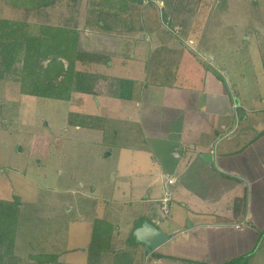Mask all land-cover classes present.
<instances>
[{
    "label": "rangeland",
    "instance_id": "rangeland-1",
    "mask_svg": "<svg viewBox=\"0 0 264 264\" xmlns=\"http://www.w3.org/2000/svg\"><path fill=\"white\" fill-rule=\"evenodd\" d=\"M0 17L77 30L79 50L105 55L103 62L77 63V69L114 76L120 90L127 89L123 82L130 75L141 73L138 49H144V40L170 43L191 36L229 60L237 54L246 59L251 51L249 39L228 43L231 32L254 25L262 29L259 42L264 43V0H60L30 13L0 0ZM144 52L147 62L150 48ZM19 87L11 74L0 80V199L19 202L15 254L28 263L30 256L50 254L85 264L94 232L112 245L116 225L127 229L126 221L141 212L138 191L128 185L136 152L128 153L124 141L117 146L119 135L68 121L77 115L112 116V109L124 114L132 103L81 92L68 100L41 98L20 94ZM120 119L116 125L122 129ZM119 234L124 245L132 243L129 234L128 239L123 230ZM127 252L134 255L127 264H137L135 250Z\"/></svg>",
    "mask_w": 264,
    "mask_h": 264
},
{
    "label": "crops",
    "instance_id": "crops-1",
    "mask_svg": "<svg viewBox=\"0 0 264 264\" xmlns=\"http://www.w3.org/2000/svg\"><path fill=\"white\" fill-rule=\"evenodd\" d=\"M251 26L226 36L233 45L251 40L246 59L209 53L207 43L191 36L170 43L157 38L144 40L147 62L138 49L141 73L123 82L127 89L120 90L113 76L123 98L108 97L132 104L124 114L112 109V116L92 115L107 120L108 128L100 118L88 128L119 135L116 145L124 141L128 153L136 152L128 185L138 191L141 212L126 221L127 229L116 225L101 263L112 264L118 250L133 248L137 264H225L244 255L246 264H264V43L262 29ZM246 62L249 67L242 69ZM118 117L125 122L122 129ZM165 191L172 193L168 217L160 209ZM145 220L171 235L147 255L134 242ZM120 230L134 241L124 245Z\"/></svg>",
    "mask_w": 264,
    "mask_h": 264
},
{
    "label": "trees",
    "instance_id": "trees-1",
    "mask_svg": "<svg viewBox=\"0 0 264 264\" xmlns=\"http://www.w3.org/2000/svg\"><path fill=\"white\" fill-rule=\"evenodd\" d=\"M3 1L15 9L24 7L30 13L34 9L53 6L60 0ZM77 34L75 29L0 17V80L11 74L20 83V94L41 98L68 100L76 92L115 95L117 89L114 87L113 77L77 69V63H99L105 57L100 53L79 50ZM106 86L108 87L105 89ZM76 117L75 121L69 120L68 125L90 127L92 120L99 121L100 118L85 115ZM101 120L106 122L103 118ZM18 213L17 199H0V264H69L50 254L30 256L31 262L28 263L15 254ZM107 250L109 244L105 245L101 234L94 232L88 249L87 264H100ZM153 256L161 257L156 253ZM248 256L244 255L225 264H246ZM132 258L127 251L116 252L112 264H127ZM185 262L207 264L189 260Z\"/></svg>",
    "mask_w": 264,
    "mask_h": 264
},
{
    "label": "water",
    "instance_id": "water-1",
    "mask_svg": "<svg viewBox=\"0 0 264 264\" xmlns=\"http://www.w3.org/2000/svg\"><path fill=\"white\" fill-rule=\"evenodd\" d=\"M134 236L137 243L144 245L145 255L162 246L171 237L169 233L164 232L147 220L134 231Z\"/></svg>",
    "mask_w": 264,
    "mask_h": 264
},
{
    "label": "built area",
    "instance_id": "built-area-1",
    "mask_svg": "<svg viewBox=\"0 0 264 264\" xmlns=\"http://www.w3.org/2000/svg\"><path fill=\"white\" fill-rule=\"evenodd\" d=\"M174 182H175L174 178L168 179L169 184H174ZM170 204H171V195L169 191H166L164 196L160 199V209L165 217L170 216L171 213Z\"/></svg>",
    "mask_w": 264,
    "mask_h": 264
}]
</instances>
